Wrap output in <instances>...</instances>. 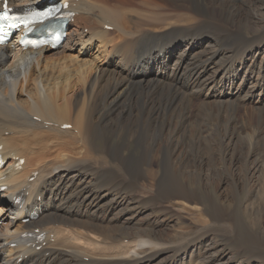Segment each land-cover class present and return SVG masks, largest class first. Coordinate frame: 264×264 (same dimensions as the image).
<instances>
[{"label": "bare ground", "instance_id": "obj_1", "mask_svg": "<svg viewBox=\"0 0 264 264\" xmlns=\"http://www.w3.org/2000/svg\"><path fill=\"white\" fill-rule=\"evenodd\" d=\"M60 2L69 55L0 46V264H264V161L215 155L219 135L200 142L194 122L184 136L195 110L263 114L264 0ZM143 207L194 227L142 224Z\"/></svg>", "mask_w": 264, "mask_h": 264}, {"label": "rangeland", "instance_id": "obj_2", "mask_svg": "<svg viewBox=\"0 0 264 264\" xmlns=\"http://www.w3.org/2000/svg\"><path fill=\"white\" fill-rule=\"evenodd\" d=\"M115 1L117 3L123 1L121 4L122 5H125L127 9H131V7L133 8L134 6H138V5H135L133 3H136L137 4L138 2L139 3L142 2V0H130V1H128V0H126V1L125 0H121V1L120 0H107V2H106V0H103V5H105V7H107V6H110L112 3H114ZM108 2H109V4H108ZM130 2H132V3H130ZM137 9L140 10L141 8H137ZM155 25L156 24H151V26H155ZM69 30H70V28H69ZM86 31H87L86 29L84 31H82V28L80 29V33L81 32H84V34H86L87 33ZM109 31H111V30H109ZM142 32H145V31H142ZM258 37H259V41H261L262 44H264V32H262V34L259 33ZM260 38H262V39H260ZM66 42H67V40H65V42L61 45V47L59 49H57V50L54 51L55 54H57V53H60V54H64L65 53L67 55L70 54V52L62 51L63 50L62 47L63 46L65 47L67 45ZM77 49H78V47H77ZM50 57L55 58V56H50ZM51 61L52 62L57 61V63H58L60 61V59H56V60H53L52 59ZM193 107H194L193 110H195L196 109L195 105ZM173 108H174L175 113L177 112L176 113L177 116L181 117V116L184 115V112H183L182 108L177 107V106H174ZM197 111L198 110H195L194 116H192V117H188L187 116V118L190 119L191 122L190 121L187 122L186 127H185V134H184V136L185 135H186V137L187 136H190V134L188 132H189V130H193V128L190 126V124H192V122H194V124H195L194 125V129H195L194 132H196V130L198 132H200V133L203 132L202 134H200V137H201L200 142L204 138H206V137L211 138V135H215V133L219 135V137H217L219 140L218 139L216 140V146H218V147L220 146L221 148L220 149H214L213 148V150H215V155H216V152L218 150H220L222 152H225L228 157L229 156H233L234 158L236 157L237 161H239V163H240V162H242L246 158L247 154L251 151V148H253L252 149L253 150L252 153L254 154V156L256 158H258V159L260 158L259 160L264 161V143L262 141L263 140V134H264V112H263V114L261 116H259V115H257L251 109L250 106H246V109L245 110H243L242 108H237V110H236L234 108V110H232V112H230L231 110H228L229 111L228 112V111H223V110H217L216 108H212V109L211 108H205V109H200L198 112ZM206 112H207L208 115L206 114ZM203 115H205V116H203ZM173 117L171 118V120H173ZM180 119H182V118H180ZM179 126H180V124H177V127H179ZM219 126H222V127H219ZM223 126L224 127L227 126V127L224 128ZM165 127L167 129V125H165ZM136 131H137L138 136L140 137V142L142 141V139L143 140L144 139L145 140H148V137L147 136H149V134L151 132L148 129L147 126H143L140 123L137 125ZM257 133L259 135L260 134L261 135L258 138L256 137V139L257 140H260L262 142L253 141V143L251 145V141H250L249 138L252 137L253 135L257 134ZM227 137L232 138L231 139L232 141L230 140L231 142L228 143V144H227L228 141L226 140ZM209 138H207V139H209ZM235 138H237V139H235ZM167 141H169V140H167ZM141 145H143V143ZM258 147H259V149H258ZM131 150L132 151H135V152H138L136 146L134 145V143L130 144V146H129V151H131ZM125 153L126 152H124V154ZM259 155H260V157H259ZM223 181L225 182V181H227V179H223ZM223 185H228V184H226V183L221 184V187H223ZM144 199L145 198H143L142 200L144 201ZM145 201H147V200L145 199ZM161 207H162L161 205H156L155 210L157 212H159ZM145 208L146 207H143V209H142L143 211H141L142 214H140V216L137 217V220H138L137 222H140V223L142 222V224H144V223L146 224V222L147 223H149V222L150 223L151 222H158L161 225L160 229L162 227H163V229L165 227H167L169 229L170 234H171L173 228H175V229H178V228L179 229H183L184 228L186 230V228L189 229L190 227H194L193 223H191V222H193V219H194L193 216L191 214L186 213V212L185 213L184 212H181V214L179 213L177 216H175L173 213H170V214H167L166 213L165 215H163L161 217L158 215L159 216V218H158L156 216V213L157 212L154 213V214H150V215L148 213L147 214L144 213V209ZM162 209H163V207H162ZM148 216H150L149 219H148ZM156 219H160V220L159 221H156ZM261 223L264 226V219L261 220ZM203 235H204V233H200L199 238L201 236H203ZM214 243L217 244L219 246V248H221V247L224 246L223 243H221L220 241H216ZM175 244H177V242ZM169 245H174V244L173 243H169ZM174 257H175V255H173L171 257H169V255H164V257L160 258L157 261V264L158 263L160 264V263H163V262H166V261H167V264H168Z\"/></svg>", "mask_w": 264, "mask_h": 264}, {"label": "snow or ice", "instance_id": "obj_3", "mask_svg": "<svg viewBox=\"0 0 264 264\" xmlns=\"http://www.w3.org/2000/svg\"><path fill=\"white\" fill-rule=\"evenodd\" d=\"M9 12H10V9H8L7 3L5 2L4 11L3 12H0V22L8 21V20L15 21L17 19H20L19 17L10 16L9 15ZM24 22H27V21H24Z\"/></svg>", "mask_w": 264, "mask_h": 264}]
</instances>
